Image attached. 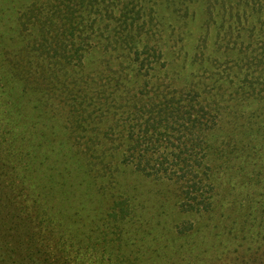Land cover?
I'll list each match as a JSON object with an SVG mask.
<instances>
[{
	"label": "rangeland",
	"instance_id": "rangeland-1",
	"mask_svg": "<svg viewBox=\"0 0 264 264\" xmlns=\"http://www.w3.org/2000/svg\"><path fill=\"white\" fill-rule=\"evenodd\" d=\"M126 1L0 0V264H206L264 239L261 154H234L264 129V90L219 70L239 51L215 49L206 6L180 21L133 0L153 51ZM243 221L254 232L232 240Z\"/></svg>",
	"mask_w": 264,
	"mask_h": 264
},
{
	"label": "trees",
	"instance_id": "trees-1",
	"mask_svg": "<svg viewBox=\"0 0 264 264\" xmlns=\"http://www.w3.org/2000/svg\"><path fill=\"white\" fill-rule=\"evenodd\" d=\"M142 1L146 2L152 7L159 5V3H155V0ZM159 2H161V0H159ZM112 3H115V1ZM161 3H164L162 6L165 8L168 7L170 12L173 11L175 16H177V19L180 21H183L185 17V11L191 5H196L197 7L206 6L207 12L205 9L202 11V14L204 15L205 13H209L208 15L211 18H207V23L212 22L214 26L217 24V26L223 28L219 33H217L215 42H212V44L215 46V49L223 51L226 54V58H228L231 54H235L236 49L239 51L238 57L230 59L231 61L229 60L227 65L225 64V67L219 68V70H223L222 73L229 76L231 74V69L229 66L232 65L230 62H234L237 68L242 70V87L244 85V88L242 89L244 91H251L254 93L255 88L264 90V69L262 68V65L264 66V43H256L255 40L256 33H261L264 35V0H162ZM181 3H183L182 8L180 7ZM124 6L125 11L129 14L125 17L126 21H128V18H131V22L124 23L125 29L130 26L129 29H134L137 36L140 35L141 30H145V32L149 33L147 37H144L145 40H147L146 45L148 49L151 47L154 48L156 42L159 41L158 39L162 36L157 35V31L154 29L155 26L151 25L148 21L150 14L153 16L152 8L144 17L143 13L141 12L142 10L138 8L135 9L137 5L136 3H133V0H127L124 3ZM240 29H242L243 34H246L250 44H245L239 40L238 30ZM212 35H214L212 31H208V34H205L203 37H200L196 40L192 39V42L195 40V49L198 48L200 43H203L204 50L209 49L211 47L210 41L212 40ZM174 37L175 38L172 39L168 36V41L163 42V45L165 46V43L170 44L169 41L175 40L173 42L174 48L177 52H180L181 48L184 46H178V44L179 41L183 40H178V35L176 33L174 34ZM117 44L118 43H116V45ZM144 47L146 46H143L141 51L144 50ZM157 50H161L158 45L153 49V51ZM255 50L259 51L261 55H254L253 52ZM202 51L203 50L200 47L199 51L195 53V62L200 61V57L203 55ZM194 60H192L193 63ZM164 66L165 65H163V67ZM260 67L262 69H260ZM243 113L246 114L245 111ZM252 116L253 113H250V118H252ZM242 138L243 141L238 144V149L234 147V154H240V156L246 157L248 159H250L251 154H254L257 157H259L258 155L261 154L262 159L259 160L260 163H258V168L264 173V129L255 127L253 124H248L244 129ZM221 154L225 155L223 152ZM229 154L230 153H227L225 157L227 158ZM260 185L262 186V183ZM262 187L264 189V186ZM199 197H201V194ZM260 205L264 207L263 199L260 201ZM250 217L251 216L248 218ZM262 221H264V218ZM262 221H260V223ZM247 225L251 226L249 225V222L247 223L243 221L240 223L239 228L235 229L234 231L231 230L233 236H236L232 238V240H246L248 233L254 232V229H247ZM262 227L264 228V224H262L261 227L259 225V228ZM223 233L224 232L222 231V234ZM220 236L222 237V235ZM262 240H259L258 242L256 241L258 244L257 247H251L250 249H244L240 245H237L234 248H232V246L228 247V250L221 249L222 253H220V250H218L215 255H212V258L206 261V264H264V239ZM164 257L166 258L168 256L164 255ZM176 264L181 263L176 262Z\"/></svg>",
	"mask_w": 264,
	"mask_h": 264
}]
</instances>
